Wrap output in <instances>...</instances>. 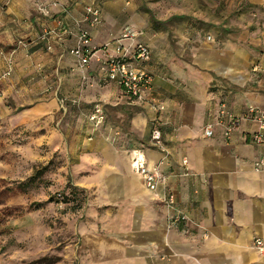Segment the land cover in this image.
<instances>
[{"label": "crops", "instance_id": "0c3cea01", "mask_svg": "<svg viewBox=\"0 0 264 264\" xmlns=\"http://www.w3.org/2000/svg\"><path fill=\"white\" fill-rule=\"evenodd\" d=\"M248 1L264 11V0ZM80 11L76 7L71 18L58 21L72 27L71 19L80 18ZM58 21L50 25L51 52L68 97L91 104L99 102L95 91L117 90L126 98L113 82H97L96 57L111 49L95 54L87 80L81 81L75 58L67 53L74 28L58 40L64 29ZM108 30L101 25L93 29L95 47L122 33L120 29L111 36ZM136 40L151 53V97L162 109L130 100L135 110L125 129L103 124L102 133L87 141L83 151L90 170L77 181L91 192L85 218L77 226L81 264H264V176L253 168L263 147L251 139L258 124L248 114L250 108L264 110V29L261 37L247 40L252 47L244 46L243 38L198 41L190 48L184 43L177 57L153 39ZM221 102L240 118L228 138L218 115ZM208 123L212 134L207 137L203 128ZM154 128L161 132L160 147L149 140ZM138 155L148 169L160 173L156 192L143 184ZM168 192L175 194L176 207L186 216L172 226L162 201ZM255 239L263 243L261 252Z\"/></svg>", "mask_w": 264, "mask_h": 264}, {"label": "rangeland", "instance_id": "374dc122", "mask_svg": "<svg viewBox=\"0 0 264 264\" xmlns=\"http://www.w3.org/2000/svg\"><path fill=\"white\" fill-rule=\"evenodd\" d=\"M87 5L98 9L99 25L111 36L127 29L175 57L184 43L190 48L198 41L243 38L245 46L264 29L263 9L248 0H0V264H38L43 257L81 264L77 226L91 201L90 190L77 185L90 170L83 149L105 124L125 129L135 110L117 90L95 91L106 116L93 130L87 117L97 102L68 97L55 72L54 52L46 48L52 42L41 36L53 21L71 18L76 7L82 15ZM99 79L100 86L107 84ZM42 167L26 190L17 188ZM69 193L74 200L64 202ZM37 202L43 205L27 209Z\"/></svg>", "mask_w": 264, "mask_h": 264}, {"label": "built area", "instance_id": "2783aa9c", "mask_svg": "<svg viewBox=\"0 0 264 264\" xmlns=\"http://www.w3.org/2000/svg\"><path fill=\"white\" fill-rule=\"evenodd\" d=\"M100 22L101 15L98 9L92 5L85 6L80 18L74 20V41L71 47L68 48L67 53L75 58L76 71L81 75L82 79H86L91 59L99 51H107L110 48V53H107L105 56L96 57L100 78L106 82H113L119 88L121 95L127 99L148 102L153 108L161 110L162 106L158 105L151 97L153 86L152 75L148 69L151 59L148 47L136 40L134 34L127 29L118 37L111 38L101 47H95L92 44L91 33ZM57 23L58 26L63 27L62 21H58ZM61 31L57 35L58 40H61L64 35L70 34L66 28ZM53 34L51 30L44 31L41 40H48V37L49 40L53 39L51 37ZM124 41H128V44L123 43ZM46 48L52 50L50 41ZM248 114L258 124V129L251 136V139L254 143L263 147L262 154L253 163V168L264 176V110L250 108ZM218 115L224 126V134L228 138L237 129L240 118L235 117L228 111L223 102L219 104ZM87 118L92 123L93 130L99 128L105 120L102 106L98 103L94 104ZM203 133L207 137L211 136V123L205 125ZM150 140L158 147L161 146V132L158 128L151 130ZM185 162L184 160L183 164ZM135 163L145 188L150 192H156L162 181L159 171L157 169H148L142 155L137 156ZM162 201L168 209L167 219L169 225H176L186 220L185 214L176 207L177 199L173 192L166 193ZM254 247L261 252L263 250L262 241L255 239Z\"/></svg>", "mask_w": 264, "mask_h": 264}, {"label": "trees", "instance_id": "16d2710c", "mask_svg": "<svg viewBox=\"0 0 264 264\" xmlns=\"http://www.w3.org/2000/svg\"><path fill=\"white\" fill-rule=\"evenodd\" d=\"M45 169V167H42L41 169H37L35 170V172L25 181V182H19L17 184V188L20 190V191H24L26 190V187L28 186V184H31L32 182H34L40 174H42V171ZM73 190H78L76 189V187H72ZM81 192V191H80ZM73 195H75L73 193ZM73 198V199H70ZM51 199H48V201H50ZM62 200L64 202H69L70 200H74V196L72 197V193H69L68 195L65 194L62 196ZM43 205L42 202H37V203H33L31 204L30 206H28V210H34V209H38L40 208L41 206ZM58 260V257H50V258H47V257H43L41 259H39L36 263L38 264H53L54 262H56Z\"/></svg>", "mask_w": 264, "mask_h": 264}]
</instances>
